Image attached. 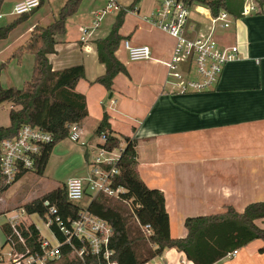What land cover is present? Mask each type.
<instances>
[{
	"label": "crops",
	"instance_id": "0c3cea01",
	"mask_svg": "<svg viewBox=\"0 0 264 264\" xmlns=\"http://www.w3.org/2000/svg\"><path fill=\"white\" fill-rule=\"evenodd\" d=\"M21 1L24 0L3 1L0 11L6 12L0 13V19L5 13L14 18L0 21V25L20 16L13 8ZM114 1L127 8L135 0L128 4ZM66 2L46 0L34 9L0 54L19 42V45L24 43L37 24L51 23ZM87 2L92 4L90 10L81 8V4L79 11L68 18L66 33L57 37L56 52L49 55L54 69L76 64L85 66V77L79 80L76 90L86 96L89 115L79 124L82 138L77 143L83 147L84 164L77 176L88 173L96 147L103 142L94 133L107 113L114 134L122 140L125 137L136 140L140 177L149 187L164 192L173 237L186 235L187 217L222 212L228 205L242 211L252 202L264 201V12L234 18L230 27L223 28L219 43L237 45L240 58L225 65L214 88L176 93L167 87L164 64L172 56L176 39L145 19L159 0L149 4L140 0L134 9L127 11L121 34L133 45H148L152 58L131 60L123 40L117 56L125 63L127 72L116 76L110 92L95 82L106 71L105 64L98 59L96 39L106 36L116 19L115 16L104 22L105 17L113 12L117 15L120 10L107 12L96 32L89 40L82 41L83 28L92 25L95 10L104 7L97 0ZM123 53L127 58L121 56ZM1 81L4 86L13 85L9 84L11 80H4V74ZM10 123L9 119L8 124L0 126ZM31 219L40 228L36 222L40 218ZM256 224L264 228V218L257 219ZM46 230L45 235L51 237V231ZM256 244L251 256L257 255L253 252L260 243ZM239 253L240 248L231 260L237 259ZM159 258L167 264H183L182 260L193 264L175 248H166Z\"/></svg>",
	"mask_w": 264,
	"mask_h": 264
},
{
	"label": "trees",
	"instance_id": "16d2710c",
	"mask_svg": "<svg viewBox=\"0 0 264 264\" xmlns=\"http://www.w3.org/2000/svg\"><path fill=\"white\" fill-rule=\"evenodd\" d=\"M3 1L0 0V10ZM139 1L135 0L130 7H122L116 15L110 32L96 39L98 59L105 64L106 71L95 82L102 84L110 92L113 90L116 76L121 72H127L125 63L117 56L122 41L126 39L121 34V27L127 11L134 9ZM185 1L193 10L195 6H204L213 16L221 11H228L238 18L243 15L246 0ZM45 2L46 0H40V5L36 8L41 7ZM82 2L83 0H67L51 23L37 24L24 43L13 51V58H21L24 53H32L35 58L32 76L23 87L2 84L1 75L8 67L10 58L0 63V104L4 102L14 104L9 113L10 125L0 126V140L16 136L25 124L40 126L53 134L52 141L45 144L39 156L35 172L40 175L45 173L55 146L69 138L70 126L74 123H82L89 115L86 96L76 90L79 80L85 77V66L76 64L63 69H54L49 58L50 54L56 52L59 42L57 37L66 33L68 18L79 11ZM256 2L260 7L264 6V0H256ZM34 9L0 26V39L6 38L11 30L27 19ZM196 22L199 25L202 23L197 20ZM103 134L106 139L99 144L100 146L109 150H121L117 162L120 173L114 178V186H122L126 191L121 193L120 198L99 193L90 201L88 208L93 214L106 219L112 225L114 233L111 247L115 250L114 257L119 264H144L162 255L166 248H175L183 252L193 264H213L223 259L229 251L242 248L252 240L258 238L264 240V228L256 224L257 219L264 218V201L252 202L242 211L228 205L222 212L187 217L184 222L186 235L173 237L164 192L149 187L140 177L136 140L130 137L122 140L114 134L107 113L104 114L94 133L98 137H102ZM26 173L28 171L20 174L13 183L3 185L1 192L9 189ZM123 200H128L131 204L132 213ZM84 203V199L69 200L66 183L63 182L41 196L27 201L21 207L28 214L38 213L42 217L49 215L53 221L51 230L61 241H64L66 235L60 230L57 218L63 224L70 225V220L77 218ZM51 208L55 211H51ZM129 216H133L137 225L130 222ZM147 224L152 227L151 234H146L142 228ZM3 228L6 236L4 246L14 243L19 252H25L26 249H30L31 252H41L40 230L35 223L23 222L18 225L25 238V244L19 242L10 224L4 225ZM62 253L60 259L52 260L47 264H95L97 261L94 256L87 257L83 261L72 254L69 244L63 245Z\"/></svg>",
	"mask_w": 264,
	"mask_h": 264
},
{
	"label": "built area",
	"instance_id": "2783aa9c",
	"mask_svg": "<svg viewBox=\"0 0 264 264\" xmlns=\"http://www.w3.org/2000/svg\"><path fill=\"white\" fill-rule=\"evenodd\" d=\"M40 5V0H24L17 3L13 12L17 15L27 13ZM122 7L114 0L95 10V21L92 25L83 28L82 41H87L96 32L99 22L107 12L121 10ZM264 12V6L260 7L256 0H246L243 8V16L251 13ZM234 16L228 11H221L216 16H210V27L199 28L193 17V8L185 0H159L155 10L145 17L152 25L166 31L176 39L172 56L164 61L168 68L166 84L170 85L173 92L190 93L211 90L218 83L225 65L240 58L237 45L222 46L214 36V28H228L234 20ZM124 46L129 58L133 61L152 58V50L148 45H133L130 40H124ZM105 134L101 137L105 141ZM69 138L74 142H80L82 138L81 127L78 123L70 126ZM53 134L40 126L25 124L18 134L13 137H5L0 140V194L1 187L13 183L16 178L29 171H35L39 156L45 144L51 142ZM84 144V142H81ZM121 150H109L98 145L93 156L91 166L85 176H72L66 182L67 197L71 201H86L77 218L70 220V225L63 224L57 218L60 230L66 235V240L61 241L51 230L53 223L49 215L40 216L38 213L28 214L24 209L22 213L27 217H37L43 222L45 228L51 231V237L46 236L40 230L41 252H19L14 243L0 246V264H47L52 260L62 257L63 245L69 244L72 254L80 259L94 256L95 264H119L114 257L115 250L111 247L113 236L112 225L103 218L93 214L88 204L99 193L120 198L126 189L122 186H114V178L120 173L117 162L120 159ZM127 201L128 200H123ZM48 204V202H46ZM55 211L54 208L50 209ZM34 215V216H32ZM33 222V221H31ZM19 242L25 244L18 225L23 221L15 222L7 219ZM34 223V222H33ZM146 234L152 233L150 224L144 225ZM239 249L229 251L225 258L233 259ZM161 255L152 258L144 264H167ZM187 264V260L181 261ZM91 264V263H87ZM213 264H220L219 261Z\"/></svg>",
	"mask_w": 264,
	"mask_h": 264
},
{
	"label": "rangeland",
	"instance_id": "374dc122",
	"mask_svg": "<svg viewBox=\"0 0 264 264\" xmlns=\"http://www.w3.org/2000/svg\"><path fill=\"white\" fill-rule=\"evenodd\" d=\"M87 1L88 0H85L83 4L81 3V8L85 7L86 10L89 11L92 4ZM131 1L132 0H120V2H122L123 4H128ZM143 2L149 4L151 2L154 3L155 0H143ZM97 3L100 4L99 6H105L108 3V0H97ZM2 12L6 11H0V13ZM115 16L116 12L108 14L105 17L104 22L107 18H113ZM193 16L195 18L194 20L198 21L199 19L202 21L200 25L198 23L199 28L201 27L202 29H208V27H210V16L212 15L206 7L195 6L193 10ZM204 17H206L207 20ZM12 18L14 17L10 15V13H5V17L1 18L0 21L4 19L10 20ZM26 22L27 19L21 21L11 30V32L6 38L0 39V50L7 46L8 42L14 40L13 37L19 33L20 27ZM0 26H4V24L1 23ZM223 30L224 29L222 27H219L218 25L214 28V36L218 41ZM19 43H17L14 48L9 47V49H7L3 54L1 53L0 61H6L10 58L8 67L2 72V74H4V80H11L12 83L9 84L24 86L25 82L32 76L35 58L32 53H24L21 58H13L12 53L17 48ZM123 54H121V56H123V58H127L126 54ZM168 86L170 87V85H167V87ZM13 105L14 104L11 102H4L0 104V125L8 124L10 119L9 113L10 110L14 107ZM56 148L57 150L54 154V157L52 158L50 164L46 168V171L43 175L37 174L35 171H29L22 178L16 181L9 189L0 194V246L5 241V234L2 228V223L4 224L7 219L11 218L14 219L15 222L23 221L25 223L34 221V219H31L30 217H27L26 214L22 213L23 208L20 205L23 204V202L32 200L42 195V193L55 188L57 185H59L58 182H60L61 184L63 181H66L70 176H77L79 170L83 167V147L79 143L73 142L70 138H67L61 141ZM88 201L89 199H87L85 203H88ZM123 203L128 206L130 212L132 213L131 204L127 201H124ZM129 217L130 222L134 225H137V221L133 218V216ZM36 222L40 226L42 232L44 234H47V230L43 222L39 219H37ZM251 242V245L250 243H248L244 247L240 248V253L237 259L231 260L229 258L224 257L222 259L224 261L223 264H264V250H262V248H264V240L258 238L252 240ZM256 243H260L259 247H257V251L253 252L257 253V255L251 256V250L257 246ZM8 248L9 246L6 245L5 250H7Z\"/></svg>",
	"mask_w": 264,
	"mask_h": 264
},
{
	"label": "water",
	"instance_id": "95a60500",
	"mask_svg": "<svg viewBox=\"0 0 264 264\" xmlns=\"http://www.w3.org/2000/svg\"><path fill=\"white\" fill-rule=\"evenodd\" d=\"M110 97H112V94L110 95Z\"/></svg>",
	"mask_w": 264,
	"mask_h": 264
}]
</instances>
